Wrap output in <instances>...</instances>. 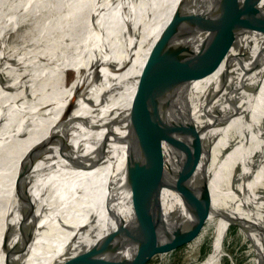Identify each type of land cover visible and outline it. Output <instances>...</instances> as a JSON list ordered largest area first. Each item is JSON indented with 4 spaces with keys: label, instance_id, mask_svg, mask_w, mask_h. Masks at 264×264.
I'll use <instances>...</instances> for the list:
<instances>
[{
    "label": "bare ground",
    "instance_id": "bare-ground-1",
    "mask_svg": "<svg viewBox=\"0 0 264 264\" xmlns=\"http://www.w3.org/2000/svg\"><path fill=\"white\" fill-rule=\"evenodd\" d=\"M230 1L195 0L206 16L202 39L208 56L235 21L238 6L225 10ZM178 2L0 0V264L6 258L3 241L21 221L15 194L19 166L30 164V159L36 160L29 190L38 227L27 253L19 257L24 264H59L108 231L107 188L124 165L126 147L112 140L106 159L89 171L73 170L59 153L95 160L108 133H126L129 83L141 72ZM252 6L250 1L242 34L221 45L217 72L191 88L196 108L205 99L208 109L213 104L217 109L196 117L201 139L190 157L186 196L189 200L198 195L203 203L190 202L184 208L173 191L164 194L166 206L180 211L185 225L222 215L214 248L201 264H219L230 226L245 229L251 211L264 199V174L241 199L223 195L220 204L205 199L217 189L223 176L219 166L227 164L234 149L242 152L243 162H264V34L258 31L264 16L251 26ZM214 25L217 34L222 33L219 39ZM239 51V61L232 64ZM245 79L256 92H242L229 105L227 95ZM226 142L233 148L206 168L205 157ZM199 169L196 178L189 177ZM255 262L264 264V252Z\"/></svg>",
    "mask_w": 264,
    "mask_h": 264
},
{
    "label": "water",
    "instance_id": "water-1",
    "mask_svg": "<svg viewBox=\"0 0 264 264\" xmlns=\"http://www.w3.org/2000/svg\"><path fill=\"white\" fill-rule=\"evenodd\" d=\"M250 1V25L256 26L264 16L262 0H231L225 10L238 6L235 21L224 38L214 25L215 35L221 39L212 56H208L202 39L205 13L200 12L195 0H179L141 72L129 83L130 111L123 121L126 133H108L95 160L84 162L65 151L59 153L73 170L89 171L106 159L107 145L112 140L126 147L124 165L107 188L108 231L89 248L59 264H151L185 244L183 215L166 206L164 194L173 191L184 208L190 202L194 206L203 203L198 195L189 200L186 196L191 153L201 139L196 117L200 112L207 117L217 110L214 104L208 109L205 99L196 108L190 98L191 88L217 72L220 47L242 34ZM258 31L264 34V23ZM240 51L232 64L239 61ZM256 90L249 89L245 79L227 95L226 102L231 105L242 92ZM120 126L123 125L116 127ZM35 161L30 159V164L19 166L15 194L21 221L3 241L5 264H24L19 257L27 253L38 227L29 190Z\"/></svg>",
    "mask_w": 264,
    "mask_h": 264
},
{
    "label": "rangeland",
    "instance_id": "rangeland-1",
    "mask_svg": "<svg viewBox=\"0 0 264 264\" xmlns=\"http://www.w3.org/2000/svg\"><path fill=\"white\" fill-rule=\"evenodd\" d=\"M90 57L91 55L87 56L88 59ZM69 75L70 78L73 77V71ZM243 127H237L232 134L226 136V139L231 140L233 134L235 135ZM228 142L221 148H213L205 157L203 162L206 168L211 167L226 148H233ZM228 156L227 164L223 162L219 166L223 175L222 180L212 195L205 198L206 200L219 203L223 201V195L241 199L263 176V161L260 162L254 158L243 162L242 152L236 149ZM236 165L239 167L234 168ZM200 169L189 174V177L196 178ZM231 204L232 202L225 205L223 209L226 211ZM221 216L186 224L185 244L174 252L156 258L151 264H201L204 262L214 248L216 228ZM230 227L223 240V254L219 264H256L255 258L264 252V199L251 211L245 229L238 227L237 224H232Z\"/></svg>",
    "mask_w": 264,
    "mask_h": 264
}]
</instances>
